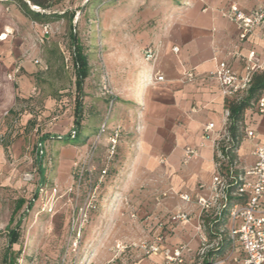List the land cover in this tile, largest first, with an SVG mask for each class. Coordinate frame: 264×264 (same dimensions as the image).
Instances as JSON below:
<instances>
[{
    "label": "rangeland",
    "instance_id": "obj_1",
    "mask_svg": "<svg viewBox=\"0 0 264 264\" xmlns=\"http://www.w3.org/2000/svg\"><path fill=\"white\" fill-rule=\"evenodd\" d=\"M23 1L32 11L43 12ZM87 1L47 0L52 6L45 13L75 14L73 26L88 57L81 122L87 140L77 146L48 140L46 157L41 160L43 184L38 189L37 139L45 134L64 137L73 126L69 27L66 19L36 24L23 15L16 0H0V264L5 252L11 253L14 264H134L142 253L134 248L122 253L121 245L147 239L148 231L154 229L153 219L168 214L154 210L152 199L161 190H152L149 182L151 175L165 174V169L129 166L122 158L125 136H120L101 181L97 209L75 239L71 220L88 190L85 169L93 145L92 179L99 178L104 168L105 137L97 144L96 135L103 122L111 124L108 119L115 104H110V98L114 103V96L124 97L121 91L134 74L140 45L153 39L161 17L185 5L184 0ZM44 26L47 35H43ZM104 77L110 96L104 94ZM27 174L29 181L24 177ZM19 199L25 204L9 224ZM9 229H16L18 239L8 251ZM180 237L179 242L186 241Z\"/></svg>",
    "mask_w": 264,
    "mask_h": 264
},
{
    "label": "crops",
    "instance_id": "obj_2",
    "mask_svg": "<svg viewBox=\"0 0 264 264\" xmlns=\"http://www.w3.org/2000/svg\"><path fill=\"white\" fill-rule=\"evenodd\" d=\"M184 3L162 16L161 25L152 31L153 39L141 43L142 50L153 48L156 58L146 62L140 50L134 74L127 78L121 91L124 97L114 96L115 102L110 103L115 104V111L108 121L110 127L119 125L123 130L122 158H126L129 166L138 170L165 169V174L149 177L152 190H161L152 199L154 210L196 214L193 200L209 194L215 155L210 141L202 139L203 128L212 123L213 134L224 129L223 98L206 74L216 61H227L233 71L241 73L242 64L228 57L234 49L244 58L254 52V60L264 63V21L246 41L239 43L235 26L219 11L234 4L250 13L264 0H184ZM172 47L179 49L177 54L172 53ZM186 71H192L196 80L183 82ZM156 76H162L163 81H155ZM244 124L254 132L256 140L241 141L236 152L238 170L254 163L253 145L256 141L264 142V117L248 114ZM186 149L197 151L198 155L187 159ZM179 195L189 196L191 202L181 201ZM182 230L186 233L180 234ZM190 235L191 228L181 225L168 244L178 243L180 236L188 240ZM143 260L147 264H152V260L160 263L157 256H142L134 264Z\"/></svg>",
    "mask_w": 264,
    "mask_h": 264
},
{
    "label": "built area",
    "instance_id": "obj_3",
    "mask_svg": "<svg viewBox=\"0 0 264 264\" xmlns=\"http://www.w3.org/2000/svg\"><path fill=\"white\" fill-rule=\"evenodd\" d=\"M220 15L232 23L237 30L239 43H243L251 35L254 29L262 25L264 21V4L257 6L250 13H244L238 6L231 4L219 11ZM43 35L49 33L48 27H42ZM172 53L177 54L179 49L172 47ZM142 57L146 62L154 61L156 51L147 47L142 50ZM228 57L235 62L242 64L241 73L233 71L227 61H216L212 70L206 74V79L215 83L223 99L231 98L239 101L246 94L250 87L252 76L256 71L264 67V63L256 62L254 52H250L247 57H242L237 49L228 53ZM196 80L192 71H186L182 75V81L191 83ZM155 81H163L162 76H156ZM104 94L111 95L107 89V79L103 82ZM255 113L264 117V90L260 97L250 105L245 111L246 115ZM229 112L223 109L222 123L223 130L213 134V124L208 123L203 128L202 139L208 140L215 152L209 194L207 197H195L194 205L197 213L191 214L185 211L168 213L165 217L154 218V229L149 230L151 234L147 239L138 243L122 246L124 252L129 248L137 249L146 258L157 256L159 264H264V142L256 141L253 145L254 163L247 169L240 170L237 176L231 177L235 183H239L237 189L231 194L233 197L244 198L240 204H234L227 209V219L225 226L219 230L220 234L227 237L229 246L220 256L209 257V251L217 248L219 239L209 242L206 228L212 227V220L219 216L220 211L227 202L228 181L219 172L220 167L225 162L222 149L226 146V127L228 124ZM244 138L256 140L253 131L245 125ZM122 129L119 125L108 126L103 124L98 134L96 142L99 144L101 138L105 137V163L104 168L99 172V178L92 179L95 169L91 166L96 146H92V151L86 163L85 172L92 180L90 182L84 201L76 207L71 220V227L74 234L79 238L84 224L88 221V216L98 206L100 183L107 173V165L116 153ZM264 139V132L262 134ZM203 145H200L202 147ZM197 151L186 149L187 159L196 157ZM75 163V167L77 168ZM236 168V167H235ZM237 169V168H236ZM238 170V169H237ZM80 172H78V186L80 184ZM25 180H31L30 175H25ZM166 195H162V198ZM181 201L191 202L187 195H179ZM181 225H188L191 228V235L188 240L178 242L174 245L168 244L176 232V228ZM165 232V233H164ZM171 237V238H169ZM120 248V245H116Z\"/></svg>",
    "mask_w": 264,
    "mask_h": 264
},
{
    "label": "trees",
    "instance_id": "obj_4",
    "mask_svg": "<svg viewBox=\"0 0 264 264\" xmlns=\"http://www.w3.org/2000/svg\"><path fill=\"white\" fill-rule=\"evenodd\" d=\"M30 4H32L37 9L42 10L43 12L32 11L27 6L26 2L23 0H16L17 7L31 21L35 22L36 24H45L50 23L55 20L59 19H66L69 27L68 39H69V51H70V59H71V66L74 74V90H75V97H74V110H73V126L68 131V133L64 137L52 135H41L40 138L37 139L35 147V156L38 157V171L40 173V184L38 189L42 188L40 185L43 184V169L41 168V160L46 157V143L48 140H60L65 145L70 146H77V145H84L87 137L82 136V98L84 96L83 92V84L85 79H87L89 75V64H88V57L85 53L84 47L81 44L77 32L76 26H73V22L75 20L74 13L64 12L60 15L56 13H45L46 10L50 9L52 4L48 3L47 0H26ZM89 1V0H88ZM87 1V2H88ZM75 24V23H74ZM264 90V67L260 71H256L252 76V81L250 84L249 89L247 90L246 94L243 96L242 99L236 101L235 99L225 98L223 99L224 109H227L229 112L228 117V124L226 127V137L227 143L226 146L222 149V154L225 157V162L219 169L220 175L228 181V189H227V202L225 207L220 211L218 217L212 220L211 228H206V234L208 236L209 242L216 241L219 239V244L217 248H214L209 251V257L214 258L215 256H220L223 254L228 246L229 242L227 237L222 233H219V230L222 229L226 224L227 219V209L234 205L240 204L244 201V198L240 197H233L231 196L232 193L235 192L239 183H235L231 177L237 176L241 173L240 170H237L235 167L237 166L236 161V152L240 146L241 141L245 136V124H244V114L245 111L250 107L252 103L257 101L260 97L262 91ZM110 102L112 99L110 98ZM108 170V168H107ZM107 174V173H106ZM76 176L78 174L76 173ZM86 182L89 184L92 180L86 174ZM102 182L100 183L101 186ZM36 189V191L38 190ZM102 190L99 187L98 194H100ZM86 195V193H85ZM36 195H34L33 201L35 200ZM27 203L26 211L31 209L32 202ZM25 204L23 199H19L16 202L15 209L13 210L11 217L9 219V224L13 223L14 215L18 210L22 208ZM97 209V208H96ZM95 209V210H96ZM18 233L16 229H9L7 232V240L8 246L7 250L9 251L11 246L17 242ZM11 253L5 252L2 257V264H14V260L11 258Z\"/></svg>",
    "mask_w": 264,
    "mask_h": 264
}]
</instances>
